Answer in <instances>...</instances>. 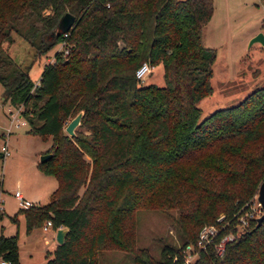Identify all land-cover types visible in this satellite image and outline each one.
<instances>
[{"label":"trees","instance_id":"trees-1","mask_svg":"<svg viewBox=\"0 0 264 264\" xmlns=\"http://www.w3.org/2000/svg\"><path fill=\"white\" fill-rule=\"evenodd\" d=\"M66 12L75 21L64 35ZM211 14L212 0H0V104L21 107L29 132L52 136L38 168L57 180L46 203L19 212L27 232L47 219L68 228L43 264H98L110 249L132 264H181L172 257L203 224L236 237L192 264H264V218L237 229L264 180V87L199 119L198 102L213 91L215 51L202 41ZM12 33L37 57L61 42L68 52L57 50L35 83L3 46ZM144 62L148 74L161 67V85L136 76ZM139 209L175 210L180 244H164L158 259L137 248ZM0 259L20 264L18 233L2 226Z\"/></svg>","mask_w":264,"mask_h":264},{"label":"rangeland","instance_id":"rangeland-1","mask_svg":"<svg viewBox=\"0 0 264 264\" xmlns=\"http://www.w3.org/2000/svg\"><path fill=\"white\" fill-rule=\"evenodd\" d=\"M258 32L264 34V1L212 0V14L203 27L202 41L205 46L215 51L210 80L213 91L198 102L201 109L199 119L216 109L237 104L253 90L264 87V47L258 41L250 43V39ZM12 38V41L3 45L6 52L28 71L35 83L38 82L43 67L53 60L60 44H53L49 50L37 57L36 50L27 40L16 33H12ZM142 81L161 85V67H155ZM1 91L0 84V93ZM8 108L16 109L13 106L3 108L0 104V148L4 141L8 148V153L0 160L2 206L6 211L0 219V226H3V233L6 235L19 231L20 264H41L45 240L53 242L49 237L51 230L44 231L42 226L32 230L35 246L29 254L27 242L24 241L25 218L19 212L27 207L14 197V191L20 190L26 199L36 204L49 200L50 194L57 187V180L54 176L43 174L38 168V162L41 155L51 147L52 136L29 132L26 122L20 123L19 126L12 124L10 133L6 135L10 125L6 118ZM16 213L17 217L22 215L19 230L18 222L10 218ZM175 218V210H137L135 246L146 249L154 259L160 258L164 244H180ZM132 263L133 256L130 253L116 249L103 250L98 262Z\"/></svg>","mask_w":264,"mask_h":264},{"label":"built area","instance_id":"built-area-1","mask_svg":"<svg viewBox=\"0 0 264 264\" xmlns=\"http://www.w3.org/2000/svg\"><path fill=\"white\" fill-rule=\"evenodd\" d=\"M66 35V32L64 33ZM59 50H63L64 54H67L68 49L65 47V42L60 43ZM151 66L144 62L136 69V76L143 80L144 76L148 74L151 70ZM37 83V82H36ZM21 107H18L14 110L9 109L7 111V117L10 122V125L6 131V135L10 133V126H19L20 123L26 122L25 119L20 115ZM0 150L3 152V155L8 153L7 143L4 141ZM14 197L19 200V202L25 206L30 207L35 203L26 199L20 190L14 191ZM3 198L0 191V213L3 210L2 206ZM261 214V209L255 204V201L251 205L250 211L239 217L237 229H242L248 225L250 218L257 217ZM223 215H220L217 218V222H221ZM52 226V221L50 219L45 220L42 225V229L46 230L48 227ZM225 224H203L198 230L197 237L194 243H187L181 247V256L175 254L172 259L174 261L180 260L181 264H192L200 251L206 250L208 247H211L215 254L222 255L226 249L228 243L232 242L236 235L233 231H224ZM0 264H7V261L0 259Z\"/></svg>","mask_w":264,"mask_h":264},{"label":"water","instance_id":"water-1","mask_svg":"<svg viewBox=\"0 0 264 264\" xmlns=\"http://www.w3.org/2000/svg\"><path fill=\"white\" fill-rule=\"evenodd\" d=\"M75 21V16L71 14L70 12L64 13L59 22H58V29L61 32H67L72 24ZM258 41L261 43V45L264 47V34L262 32H258L256 35H254L250 39V43ZM83 115V110H79L75 116H73L65 125L64 131L66 132L67 135L69 136H75V129L80 125L81 118ZM3 156V152L0 150V157ZM51 156V153H44L41 155L40 162L45 161L47 158ZM255 202L261 209V214L258 215L255 220L257 224H260L261 221L264 218V180H262L257 188L256 191V196H255ZM68 231V228L65 226L58 227L56 229L55 233V240L57 244H61L64 241L65 235Z\"/></svg>","mask_w":264,"mask_h":264},{"label":"crops","instance_id":"crops-1","mask_svg":"<svg viewBox=\"0 0 264 264\" xmlns=\"http://www.w3.org/2000/svg\"><path fill=\"white\" fill-rule=\"evenodd\" d=\"M9 110V108H8ZM6 118L7 115H6ZM0 187H1V184H0ZM2 188V187H1ZM3 190V189H2ZM1 190V192H2ZM2 194V193H1ZM30 200V199H28ZM32 201V200H30ZM33 203H35L34 201H32ZM46 203V202H45ZM36 204V203H35ZM43 204V203H41ZM6 214V211H5V208L3 207V210H2V217ZM22 215H20L21 217ZM2 217L0 219H2ZM20 217H17V220H18V230H19V226H20ZM19 218V219H18ZM1 227V226H0ZM3 228V226H2ZM51 230V234L49 233V237H51V239H53V242H50L48 241L47 239L45 240V245H44V255H43V258L41 260V264H43L45 262V258H46V254L49 253V252H52L57 244L56 240H55V233H56V229H54L52 226L51 227H48L46 230L44 231H49ZM18 233V236H19V231H17ZM5 234V233H4ZM48 237V238H49ZM19 240V239H18ZM24 241L27 242V251L29 252V254H31L30 252L33 251L34 249V246H35V237L34 235L32 234V230L29 231V232H25L24 233ZM19 261H20V247H19Z\"/></svg>","mask_w":264,"mask_h":264}]
</instances>
